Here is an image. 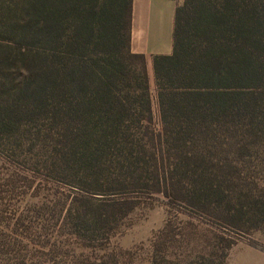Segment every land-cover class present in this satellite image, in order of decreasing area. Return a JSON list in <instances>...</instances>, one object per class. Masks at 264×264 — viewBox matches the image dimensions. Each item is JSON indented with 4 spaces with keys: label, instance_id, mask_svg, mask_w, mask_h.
I'll return each mask as SVG.
<instances>
[{
    "label": "trees",
    "instance_id": "1",
    "mask_svg": "<svg viewBox=\"0 0 264 264\" xmlns=\"http://www.w3.org/2000/svg\"><path fill=\"white\" fill-rule=\"evenodd\" d=\"M20 11L0 0V264H132L112 239L139 197L227 231L190 222L202 250L177 256L167 222L145 264H227L231 233L264 235V0L176 7L152 59L158 125L132 0Z\"/></svg>",
    "mask_w": 264,
    "mask_h": 264
},
{
    "label": "rangeland",
    "instance_id": "2",
    "mask_svg": "<svg viewBox=\"0 0 264 264\" xmlns=\"http://www.w3.org/2000/svg\"><path fill=\"white\" fill-rule=\"evenodd\" d=\"M3 5L12 13L14 21L22 22L20 11L25 0H1ZM149 88L152 97L154 124H159L158 105L154 90L153 75L148 76ZM1 163V159H0ZM264 187V182L262 183ZM139 205L121 223V227L112 239V245L124 251H131L132 264H145L149 256L150 245L154 238L170 222L171 231L182 232L185 235L183 244H178L170 250L177 256L194 254L202 250L204 232H189V223L192 222L197 230H215L227 232L223 227L210 223L207 219L193 212L175 205H171L162 198L139 197ZM187 227L186 230H183ZM209 228V229H208ZM191 229V228H190ZM235 240L228 251L227 264H264V235L259 232L237 235L231 233ZM127 262V259H125Z\"/></svg>",
    "mask_w": 264,
    "mask_h": 264
},
{
    "label": "crops",
    "instance_id": "3",
    "mask_svg": "<svg viewBox=\"0 0 264 264\" xmlns=\"http://www.w3.org/2000/svg\"><path fill=\"white\" fill-rule=\"evenodd\" d=\"M182 1L132 0L130 51L145 57L148 76L153 57L172 53L174 15Z\"/></svg>",
    "mask_w": 264,
    "mask_h": 264
}]
</instances>
